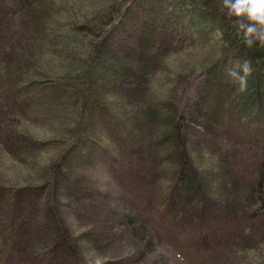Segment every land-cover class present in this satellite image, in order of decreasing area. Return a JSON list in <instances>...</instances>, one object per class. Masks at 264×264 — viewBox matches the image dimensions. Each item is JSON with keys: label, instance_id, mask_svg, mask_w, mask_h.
Returning <instances> with one entry per match:
<instances>
[{"label": "rangeland", "instance_id": "obj_1", "mask_svg": "<svg viewBox=\"0 0 264 264\" xmlns=\"http://www.w3.org/2000/svg\"><path fill=\"white\" fill-rule=\"evenodd\" d=\"M234 20L220 0H0V184L42 186L0 197V264H264V44ZM188 169L206 197L179 212Z\"/></svg>", "mask_w": 264, "mask_h": 264}, {"label": "trees", "instance_id": "obj_2", "mask_svg": "<svg viewBox=\"0 0 264 264\" xmlns=\"http://www.w3.org/2000/svg\"><path fill=\"white\" fill-rule=\"evenodd\" d=\"M179 131H177L174 134H170L172 140L173 138H178ZM179 148V156L182 163H185L188 160L184 159V153L186 152L184 149H181L180 145L176 146ZM184 175V172L178 171V179L181 181L182 187L178 189L177 196L182 199L181 209L185 208V204L190 200L192 202L191 208L193 210H197V208H201L202 204L204 203V197H206V193L203 190L202 181L194 176V171L188 169V171L185 173L184 178L182 179V176ZM42 186L40 185H25L20 187H8L3 184H0V197L4 200L9 201H16L19 200L21 202L22 206H29L30 201H33V199L40 195ZM195 192L196 195L191 197V193ZM172 192H170L165 199L160 201L157 204V208L159 211H161V214L163 216H167V214H170L173 216H179L174 215L172 213L173 210V204L170 206L172 210H166L168 202L170 197L172 196ZM50 204V203H49ZM49 223L51 228L55 231L56 230V237L60 238V240L65 241V244L67 247H69L73 252H76L74 246H69L70 242L68 241V237L66 235V232H63V227L60 224V220L56 217L55 214H52L49 218ZM67 239V241H66Z\"/></svg>", "mask_w": 264, "mask_h": 264}, {"label": "clouds", "instance_id": "obj_3", "mask_svg": "<svg viewBox=\"0 0 264 264\" xmlns=\"http://www.w3.org/2000/svg\"><path fill=\"white\" fill-rule=\"evenodd\" d=\"M220 4L229 17H235L237 31L242 33L246 45L264 44V0H220ZM251 71V62L244 59L239 65L229 67L227 74L244 91Z\"/></svg>", "mask_w": 264, "mask_h": 264}, {"label": "bare ground", "instance_id": "obj_4", "mask_svg": "<svg viewBox=\"0 0 264 264\" xmlns=\"http://www.w3.org/2000/svg\"><path fill=\"white\" fill-rule=\"evenodd\" d=\"M261 105V104H260Z\"/></svg>", "mask_w": 264, "mask_h": 264}]
</instances>
